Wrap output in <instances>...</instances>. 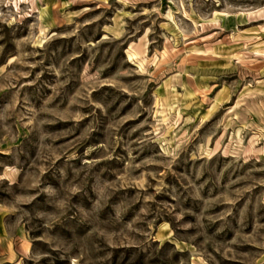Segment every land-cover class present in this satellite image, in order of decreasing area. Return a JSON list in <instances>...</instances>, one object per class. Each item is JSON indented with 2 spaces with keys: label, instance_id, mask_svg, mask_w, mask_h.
<instances>
[{
  "label": "rangeland",
  "instance_id": "obj_1",
  "mask_svg": "<svg viewBox=\"0 0 264 264\" xmlns=\"http://www.w3.org/2000/svg\"><path fill=\"white\" fill-rule=\"evenodd\" d=\"M0 264H264V0H0Z\"/></svg>",
  "mask_w": 264,
  "mask_h": 264
},
{
  "label": "crops",
  "instance_id": "obj_2",
  "mask_svg": "<svg viewBox=\"0 0 264 264\" xmlns=\"http://www.w3.org/2000/svg\"><path fill=\"white\" fill-rule=\"evenodd\" d=\"M6 251V250H5ZM10 252L11 253H13V255L12 256H15V257H17V254L19 255V254H21L19 251H17V249H15V250H13L12 248L10 249V251L9 250H7V253L6 252H4V256H6V255H8V254H10ZM9 256H11V255H9Z\"/></svg>",
  "mask_w": 264,
  "mask_h": 264
}]
</instances>
